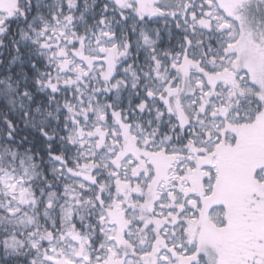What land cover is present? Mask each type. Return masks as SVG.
I'll use <instances>...</instances> for the list:
<instances>
[{
	"label": "snow or ice",
	"instance_id": "1",
	"mask_svg": "<svg viewBox=\"0 0 264 264\" xmlns=\"http://www.w3.org/2000/svg\"><path fill=\"white\" fill-rule=\"evenodd\" d=\"M0 264H264V0H0Z\"/></svg>",
	"mask_w": 264,
	"mask_h": 264
}]
</instances>
